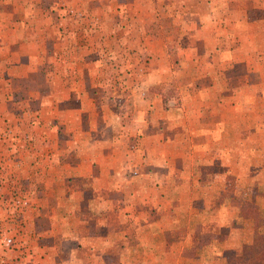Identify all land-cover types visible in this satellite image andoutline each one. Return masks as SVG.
Wrapping results in <instances>:
<instances>
[{
    "label": "rangeland",
    "instance_id": "obj_1",
    "mask_svg": "<svg viewBox=\"0 0 264 264\" xmlns=\"http://www.w3.org/2000/svg\"><path fill=\"white\" fill-rule=\"evenodd\" d=\"M46 1L50 12L44 17L45 11L39 5ZM20 2L11 0V4ZM29 2L37 7H0L5 20L15 18L20 22L30 17L32 25L16 27L18 38L44 34L51 38L48 40L54 39V50L61 55L62 35H67L62 29L65 26L76 37L70 45L71 56L77 58L88 52L92 55L96 50L97 63L94 56L87 57L86 77L76 78L86 80L81 84L88 88L82 91L87 101L80 110L79 83H70L74 87H70L69 103L60 101V87L56 93L51 88L57 95L53 104L49 99L50 86L66 84L59 78L28 74L15 80L18 87L13 89L7 77L0 74V114L7 112L22 118L17 124L0 123V149L9 148L8 160L12 159L8 152L14 150L21 166L29 158L21 159L17 154L20 149L29 153L35 146L39 153L37 172L28 171L17 183L14 179L10 185L0 184V264H227L228 258L247 255L253 246L264 248V74L252 72L251 66L257 60L245 68V49L231 52L234 62L227 74H218L213 89L206 88L210 77L201 76L202 73L193 79L177 75V49L182 46L181 39L188 40L182 33L190 29L184 27L189 25V14L194 13L186 8L195 6L197 13L205 16L209 0ZM241 2L244 4V0ZM232 6L238 7L236 3ZM242 11L235 10L233 16L240 20ZM215 12L220 18L222 12ZM256 16L250 13V17ZM122 23L129 26L123 27ZM230 28L231 39L246 32L242 24L230 22ZM151 31L160 32V41L147 34ZM192 46V55L188 50L187 56L194 57L200 72L212 62V58H206L209 48L201 43ZM230 46L235 49L236 42L230 41ZM49 48L50 45L47 49L41 45V51ZM75 61L79 63L78 59ZM167 69L169 73H165ZM221 81L225 82L224 95ZM92 82L96 89L90 88ZM196 83L199 91L189 95L212 105L187 107L186 115L197 122L181 123L177 121L181 104L193 102L183 87L187 85L190 90ZM223 101H227V107L225 103L221 106ZM222 120L228 122L226 141L219 137ZM207 130L219 133L206 137ZM51 131L54 150H48L54 166L70 162L75 167L79 158L85 156L92 167L82 189L109 201L117 200L118 206L123 207L119 218L107 211L110 216L101 213L100 219L91 220L102 223L101 230L97 229L101 235L93 243L94 247L99 246L96 252L84 249L76 232L59 238L40 233L47 229L46 213L50 210L41 180L45 179ZM63 148L69 151L62 153ZM100 173L107 176V182L103 180L95 187L94 176ZM69 174L75 175V171L69 170ZM136 188L143 189L140 194H147L152 201L147 207L135 204L130 216L126 204L120 201L131 200ZM36 193V204L26 202L27 196L34 197ZM198 196V200L190 202ZM239 214L245 218L238 219ZM222 226L228 227L225 240L219 233ZM116 230L128 235L111 233ZM141 230L144 232L140 234ZM211 232L216 236L209 246ZM261 262L264 264V250Z\"/></svg>",
    "mask_w": 264,
    "mask_h": 264
},
{
    "label": "crops",
    "instance_id": "obj_2",
    "mask_svg": "<svg viewBox=\"0 0 264 264\" xmlns=\"http://www.w3.org/2000/svg\"><path fill=\"white\" fill-rule=\"evenodd\" d=\"M20 3L17 4H11V0H0V7H8L9 10H13L12 6L15 5L16 7L19 6V9H29V8H36L35 4L30 3V0H20ZM242 0H209V3L207 4L206 9L207 12L205 13V16H202V14L197 13V10H195V6L189 5L186 9L194 11V13H190L191 16L189 19V25H185L186 28H190L188 30H184L182 35H186L185 38H188V40H180L182 43V46H180L177 51V75L181 76H191L193 79V76H197V74L202 73L205 77H210V81H208L209 84H207V89H213L214 86H216V82H218L219 76L218 74L224 75L227 74L228 69L231 68L232 63L234 60H231V52H234L236 50H243L245 49L244 53H247L248 55H243L244 62L243 66H248L249 64L256 61L255 65L252 67L253 73L258 74H264V0H244V4L241 2ZM47 3V4H46ZM46 3L39 5L42 7L41 11H45L44 17L48 16V9L49 2L46 1ZM233 4H237L238 7L235 8L232 6ZM7 5V6H6ZM35 6V7H34ZM243 10L242 14L240 15V20H237L233 13L235 10ZM220 10L222 12V15L220 18L217 17V13L215 11ZM215 12V13H214ZM256 13V17H250V13ZM32 15V12H30V16ZM4 17H6L4 14L0 13V74H4L8 82L11 86L10 88L16 89L18 87V84L14 81L17 79H20L22 76H26L28 74H45L51 78L52 80H56L57 78L60 79V81H64L66 84H56L50 86V96L49 99H51V102L57 100L56 94L51 91V88L55 90V93L58 91V88H61V99L60 101H65L66 103H69L68 101L71 98V89L74 87L73 84L70 83H79L81 86L79 92H81V102L79 104L78 110L81 109V106L84 105V103L87 101L86 94L82 93V91L88 90V88L85 86L86 84H81V82L84 81H78V79H82V76L86 77V73H88V69L85 68V61L87 57L94 56L95 63L96 62V56L97 54L95 51H93L92 55L91 52H88L85 56L78 55L77 58H73L71 56V43H74L76 41V37L73 36V33L70 32V29H67L65 26L62 27L63 31L67 35H62V43H63V50H61V55L59 54V51L54 50V39L51 41L48 39H51L47 36H44V34H36L34 35V38H18L16 35V27H29L31 24V21H29V18H25L22 21L14 20L15 18H10L9 20H5ZM7 21V22H6ZM230 22L232 25L242 24L246 28V32L244 31L243 35L238 34L231 38H229L230 35ZM51 24V22H49ZM128 23H122L123 27H126ZM119 29L120 25H117ZM129 26V25H128ZM180 26V22H179ZM199 26H201L199 28ZM8 27V28H7ZM215 28H221L215 29ZM5 29V30H3ZM12 29V30H11ZM221 31V32H220ZM5 32V34H4ZM142 33V32H141ZM149 36L152 35V39L160 41L161 36L159 31H151L147 33ZM144 35V34H141ZM156 35V37L154 36ZM243 36V37H242ZM230 41L236 42L237 47L235 49H231ZM186 43L185 45L183 43ZM192 43H201L202 45L205 44L208 46L209 49H207V56L209 61H211L210 58H212V62L206 63L205 68L201 69L200 72L198 70V66H196L197 61L194 60V57H188L187 53L189 50V55L191 54V51L193 49ZM45 44V48L47 49V46L50 45V50L41 51V45ZM40 49V51H39ZM43 53V54H41ZM206 55V54H205ZM60 56L61 59L59 58ZM53 58V59H52ZM38 59V62H34V60ZM75 59H78L79 63H76ZM78 64H81V66H78ZM93 64V62H92ZM74 65V66H73ZM94 66V64H93ZM98 68V65L96 66ZM169 73L170 70H166L165 73ZM208 75V76H206ZM75 77V79L73 77ZM213 76V77H212ZM218 76V78H217ZM68 81V78H70ZM178 79V78H177ZM49 80V79H47ZM58 80V79H57ZM66 80L68 82H66ZM93 83V82H92ZM222 88L223 95L224 90H226V87L223 81ZM197 84V83H196ZM196 84H193L189 88H187V85L183 87L187 91V96L193 100V102H185L181 104V115L179 116V119L177 121H181V123L185 122H197V120L192 119L189 115H186L187 107H192L194 109H198L201 106H207L210 107L212 103L205 102V100H197V98H193L189 95L190 93H195L199 91V84L196 87ZM191 84H189L190 86ZM53 86V87H52ZM96 86L94 83L90 86V88L96 89ZM8 87V88H9ZM71 87V89H70ZM79 98V97H78ZM197 100V101H195ZM64 103V104H66ZM225 103L226 107L228 106L227 101H223L221 103V106H223ZM56 105V104H55ZM186 107L185 110H183ZM0 109H2V103L0 101ZM183 111V114H182ZM22 118L19 116H14L12 114H8L7 112L0 114V123L5 126L7 124H17V122H22ZM196 119V118H195ZM219 122H217V125ZM227 120H222L221 122V136L219 131H205L206 137L212 136L214 137V134L219 133V137L224 139L225 141L228 140L229 134L227 133ZM45 126H47L45 124ZM14 127V126H13ZM37 131V130H35ZM1 133V130H0ZM20 132H17V135ZM73 134V132H72ZM48 137V136H47ZM51 138L50 145L46 148V150L52 148L54 146L53 139V132L51 131V134L49 135ZM48 143V140H47ZM33 150L31 149V152L27 153V151H22V149L17 152V154L20 155L21 159L24 157L29 158V162L25 163V165L21 166L20 160L16 161V158L13 155L14 150H11V152H8V155H12V159L8 160L9 156L7 157V152L9 148H3L0 149V184L10 185V183L15 179L17 183V179L20 180L21 177L27 176L31 171L37 172L38 168V149L36 150L35 146H33ZM50 149L51 151H53ZM48 150L49 156L46 159V169H45V179L41 180V183L44 184L45 187V196H47L46 200L49 206H47L46 217L48 218V224L47 229L44 231H41L40 233H46L53 236H56V238L59 237H67L68 235H73L76 232L75 237L79 238V243L83 242V248L88 250V252H96L98 247H94L93 243L95 240H98V236L101 235V233L98 232V230H101L102 223L94 224V222L91 223V220H94L95 218H101L102 214H106L108 211L109 213H115L117 214L116 218H119V213L123 211V207L118 206L117 203L119 201L117 200H108L103 199L101 195L95 194L90 195L85 192V189L83 190V184L91 175L90 167H92V164H87V161L85 160V156L79 158V162L75 164V167H72L71 163H61V166L55 167V163L52 158L51 151ZM82 150V149H81ZM62 153H66L69 151L68 148H63ZM78 151V148H77ZM15 152V153H16ZM85 152V150H84ZM74 153V152H73ZM23 155V157H22ZM7 158V159H6ZM181 161L184 159L182 156L180 157ZM34 160V161H33ZM26 166V167H25ZM106 166V165H105ZM97 167V166H96ZM103 167V166H101ZM25 169V170H24ZM24 170L25 172L21 173V171ZM55 170L57 171V174H55ZM69 170L75 171V175H70ZM102 170V169H101ZM224 170V168H223ZM227 170V169H225ZM29 171V173H28ZM182 170H179L181 172ZM27 172V173H26ZM60 174V175H59ZM73 177L70 178V177ZM103 176V177H102ZM98 177V178H97ZM106 175H102L101 173L98 176H94V184L95 187L97 185L105 180L106 181ZM25 178V177H24ZM22 178V179H24ZM37 182V179H36ZM73 182L75 186H73ZM107 182V181H106ZM15 183V182H14ZM109 185V184H107ZM99 187V186H98ZM144 190L136 188V191L132 192L131 200H124L120 201L121 203L126 204L125 210L127 212H130V216L134 214L133 209L136 206L135 204L143 205V206H149L150 202L152 200L149 199L147 194H140ZM94 192V191H93ZM98 192V190H97ZM96 192V193H97ZM190 193V192H189ZM39 193H36L34 197L27 196L26 202L29 201L32 204H36L38 202L37 195ZM197 196V195H196ZM198 200V197L193 198L192 201ZM165 201V200H164ZM174 201L177 202V197L174 198ZM203 201V199H202ZM128 203V204H127ZM51 204V205H50ZM121 209V210H120ZM109 215L110 214H106ZM238 219L241 217L244 219V216L238 215ZM108 218V216H107ZM108 225V224H107ZM94 228V230H92ZM146 227H142L144 229ZM227 226H222L219 229V233H221L220 236H224L223 240H225L224 231L227 229ZM96 229V230H95ZM98 229V230H97ZM115 230V229H114ZM144 232V230L140 231V234ZM114 235L119 234L121 237L124 235H128V233L125 231L116 230L111 232ZM147 234V232H146ZM210 239V244L214 243V239L216 234L211 232L208 235ZM100 240L102 238L99 237ZM217 239V238H216ZM100 240L98 241L100 243ZM260 242L255 243L254 245H258ZM101 244V243H100ZM206 246V245H204ZM34 264L37 262H33ZM40 264H87V262H41ZM90 264H102V262H90ZM115 264H118V262H115ZM123 264V262H122Z\"/></svg>",
    "mask_w": 264,
    "mask_h": 264
},
{
    "label": "trees",
    "instance_id": "obj_3",
    "mask_svg": "<svg viewBox=\"0 0 264 264\" xmlns=\"http://www.w3.org/2000/svg\"><path fill=\"white\" fill-rule=\"evenodd\" d=\"M263 245L253 246L247 255H236L228 258L227 264H261L263 258Z\"/></svg>",
    "mask_w": 264,
    "mask_h": 264
}]
</instances>
